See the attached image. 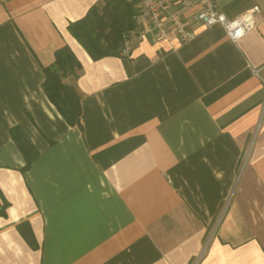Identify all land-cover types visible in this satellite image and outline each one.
I'll return each mask as SVG.
<instances>
[{"label": "crops", "instance_id": "1", "mask_svg": "<svg viewBox=\"0 0 264 264\" xmlns=\"http://www.w3.org/2000/svg\"><path fill=\"white\" fill-rule=\"evenodd\" d=\"M215 2L256 28L233 42L193 9V42L93 61L68 27L105 0H0V264H264V0ZM65 46L80 126L43 90Z\"/></svg>", "mask_w": 264, "mask_h": 264}, {"label": "trees", "instance_id": "2", "mask_svg": "<svg viewBox=\"0 0 264 264\" xmlns=\"http://www.w3.org/2000/svg\"><path fill=\"white\" fill-rule=\"evenodd\" d=\"M136 3L128 0H105L102 7L93 6L83 19L71 23L68 27L69 32L93 61L119 56L123 50L125 34L135 30L137 26ZM80 68L81 65L70 48L65 46L55 52L53 65L44 69L46 81L43 90L72 126L81 125V98L76 87L65 85L63 79L69 74L76 75V70ZM67 111L71 114V119L66 117ZM9 135L26 161V172L39 153L21 126L11 128ZM17 229L27 244L32 249H37L38 245L30 224L21 223Z\"/></svg>", "mask_w": 264, "mask_h": 264}, {"label": "built area", "instance_id": "3", "mask_svg": "<svg viewBox=\"0 0 264 264\" xmlns=\"http://www.w3.org/2000/svg\"><path fill=\"white\" fill-rule=\"evenodd\" d=\"M140 9L135 17L138 30L125 34L121 56L128 58L133 46L146 38L161 40L171 32L176 33L183 44L196 39L185 18L189 10L198 9V19L206 28L222 27L233 42L253 31L257 26L258 9L254 8L237 18H228L221 13L215 0H139ZM260 71L255 72L257 75Z\"/></svg>", "mask_w": 264, "mask_h": 264}]
</instances>
